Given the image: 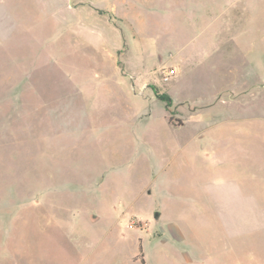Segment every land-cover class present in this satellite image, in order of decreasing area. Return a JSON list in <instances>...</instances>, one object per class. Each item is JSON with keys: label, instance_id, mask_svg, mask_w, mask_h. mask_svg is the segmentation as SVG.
Wrapping results in <instances>:
<instances>
[{"label": "rangeland", "instance_id": "1", "mask_svg": "<svg viewBox=\"0 0 264 264\" xmlns=\"http://www.w3.org/2000/svg\"><path fill=\"white\" fill-rule=\"evenodd\" d=\"M1 8L0 264H264V0Z\"/></svg>", "mask_w": 264, "mask_h": 264}, {"label": "crops", "instance_id": "2", "mask_svg": "<svg viewBox=\"0 0 264 264\" xmlns=\"http://www.w3.org/2000/svg\"><path fill=\"white\" fill-rule=\"evenodd\" d=\"M6 1L7 0H0V13L5 12L4 9H2L1 7H2V5L6 4ZM23 1L26 2V0H23ZM2 14H3V16L2 17L0 16V23L2 21H4V19H6V17L4 16V13H2Z\"/></svg>", "mask_w": 264, "mask_h": 264}, {"label": "built area", "instance_id": "3", "mask_svg": "<svg viewBox=\"0 0 264 264\" xmlns=\"http://www.w3.org/2000/svg\"><path fill=\"white\" fill-rule=\"evenodd\" d=\"M173 72H175V69H173ZM168 73H170V72H168ZM168 73H167V74H168Z\"/></svg>", "mask_w": 264, "mask_h": 264}]
</instances>
